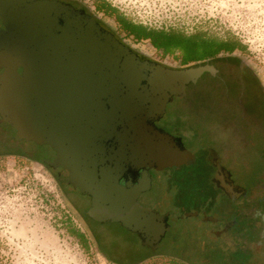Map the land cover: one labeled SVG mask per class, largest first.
Segmentation results:
<instances>
[{
	"label": "water",
	"instance_id": "obj_1",
	"mask_svg": "<svg viewBox=\"0 0 264 264\" xmlns=\"http://www.w3.org/2000/svg\"><path fill=\"white\" fill-rule=\"evenodd\" d=\"M0 23V118L25 141L52 150L46 164L66 170L68 183L89 197L91 219L117 222L154 250L168 229L163 211L178 210L174 185L189 195L183 184L192 182L195 153L216 167L205 179L231 201L241 193L218 148L185 146L156 126L169 103L174 108L226 65L169 67L141 58L94 15L63 0H0ZM222 156L230 166V152ZM152 171L164 189L153 206L139 201L152 191Z\"/></svg>",
	"mask_w": 264,
	"mask_h": 264
},
{
	"label": "flooded vegetation",
	"instance_id": "obj_2",
	"mask_svg": "<svg viewBox=\"0 0 264 264\" xmlns=\"http://www.w3.org/2000/svg\"><path fill=\"white\" fill-rule=\"evenodd\" d=\"M63 1L94 15L100 25L122 42L117 32L104 25L100 15H107L96 9L97 3L102 2L116 9V13L124 16L126 21L137 24L121 12L120 6L112 0H88L92 9L86 8L87 0ZM206 36L211 35L206 32ZM235 55L234 50L204 58L205 63L216 66L224 64L227 67H218V73L215 76L208 75L201 80L200 85L201 95L210 104L208 115L214 116L220 162L229 169L230 177L239 186L238 191L241 193L231 201L211 181L212 177L205 179V172L208 169L216 172V167L207 161L208 156L200 159L195 153V163L189 169L192 182L183 184L187 186L189 195L183 196L181 193L185 188L180 190L175 184L170 200L174 209H183L182 204L191 200L192 210L198 211L197 216H192L196 220H188L182 214L173 215L172 209L164 210L169 212L168 229L161 235L154 250L143 245L137 233L117 222L94 221L84 211L83 215L91 224L94 239L106 258L119 264H132L153 255L154 259L167 256L187 264H264V86L250 67ZM177 121L180 122V119L163 120L161 117L156 126L180 137L185 145L188 141L177 130ZM225 150L230 152V166L222 156ZM0 152L2 155L25 157L46 167L56 179L60 194L64 184L79 191V188L68 183L66 170L46 164V160L54 157L48 146L25 141L17 126H10L1 118ZM172 180L175 182L176 178ZM151 185V190L157 192L158 196L154 200L160 199L164 191L163 183L155 171L151 172ZM204 215L210 216V219L205 220ZM185 218L190 222L184 223Z\"/></svg>",
	"mask_w": 264,
	"mask_h": 264
},
{
	"label": "rangeland",
	"instance_id": "obj_3",
	"mask_svg": "<svg viewBox=\"0 0 264 264\" xmlns=\"http://www.w3.org/2000/svg\"><path fill=\"white\" fill-rule=\"evenodd\" d=\"M112 1L127 17L151 29L186 34L202 29L217 37H235L245 46L243 51L235 50V57L244 61L264 86V0ZM89 3L87 0L85 4L88 9ZM100 18L141 57L169 67H182L179 51L164 56L149 40L126 36L112 17L100 15ZM201 92L200 84L190 89L187 97L174 108L168 109L170 103L167 105L162 118L180 119L177 130L187 139L185 146L198 142L202 147L218 148L213 114L192 106L194 99H200ZM196 135L200 137L194 138ZM156 196L157 192L154 196L152 191L142 193L139 201L153 206ZM191 202L182 205L191 210ZM88 206L89 198L66 184L60 194L56 179L46 167L25 157L1 154L0 264H119L106 258L94 239L91 224L83 215ZM181 211L178 209L175 214L184 212ZM187 219L196 220L195 217ZM187 219L184 223L190 222ZM70 228L84 234L85 246L70 234ZM132 264L187 263L167 256L154 259L153 255Z\"/></svg>",
	"mask_w": 264,
	"mask_h": 264
},
{
	"label": "trees",
	"instance_id": "obj_4",
	"mask_svg": "<svg viewBox=\"0 0 264 264\" xmlns=\"http://www.w3.org/2000/svg\"><path fill=\"white\" fill-rule=\"evenodd\" d=\"M96 9L103 11L106 15L114 18L119 26V30L125 32L126 36L132 35L135 40H149L151 44L161 52L162 55L173 54L175 51L180 53V62L182 66L205 63L204 58L217 56L219 52H232L234 50L243 51L245 46L235 37L228 35L226 37H217L215 35L206 36V31L200 29L191 34L182 31H171L165 29H151L142 24H133L126 21L122 16L116 13V9L105 6L98 2ZM200 99H194L193 108H210L209 102L201 95ZM206 101V102H205ZM177 124L181 122L177 121ZM70 234L75 236L84 245V234L79 230L69 229Z\"/></svg>",
	"mask_w": 264,
	"mask_h": 264
},
{
	"label": "built area",
	"instance_id": "obj_5",
	"mask_svg": "<svg viewBox=\"0 0 264 264\" xmlns=\"http://www.w3.org/2000/svg\"><path fill=\"white\" fill-rule=\"evenodd\" d=\"M90 6V8L92 9L93 7H92V5H89ZM123 39V41H125V39L124 38H122Z\"/></svg>",
	"mask_w": 264,
	"mask_h": 264
}]
</instances>
